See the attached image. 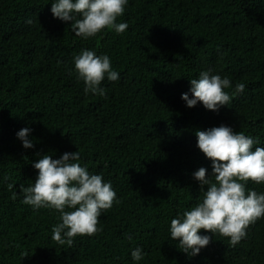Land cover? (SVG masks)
Segmentation results:
<instances>
[{
    "label": "trees",
    "instance_id": "obj_1",
    "mask_svg": "<svg viewBox=\"0 0 264 264\" xmlns=\"http://www.w3.org/2000/svg\"><path fill=\"white\" fill-rule=\"evenodd\" d=\"M54 2L0 0V264H264V217L235 246L201 229L211 239L197 255L170 233L171 220L203 199L194 172L212 173L197 130L223 124L264 147V0H128L116 20L127 23L123 33L87 39L53 17ZM85 49L107 55L119 74L105 76L103 96L77 78L74 57ZM204 71L228 78L229 95L245 89L219 111L189 108L181 96L193 98L190 80ZM23 128L32 148L17 137ZM76 151L116 200L100 230L69 247L52 239L60 213L24 204L20 185L34 184L43 155ZM242 183L264 194V183Z\"/></svg>",
    "mask_w": 264,
    "mask_h": 264
},
{
    "label": "clouds",
    "instance_id": "obj_2",
    "mask_svg": "<svg viewBox=\"0 0 264 264\" xmlns=\"http://www.w3.org/2000/svg\"><path fill=\"white\" fill-rule=\"evenodd\" d=\"M127 3L128 0H55L50 11L54 18L70 21L76 36L87 39L103 29L123 33L127 23H116V20L124 13ZM74 63L77 78L83 81L86 94L103 96L105 89L100 86L105 76L109 81L119 78L107 55L98 56L85 49L74 57ZM190 84L193 98L190 99L188 93L181 96L187 107L192 108L201 102L212 111H219L245 89V84L238 83L229 95L225 89L232 87L230 80L208 71L201 72L198 79H191ZM30 133L29 128L17 133L26 149L34 146L28 139ZM195 135L197 147L212 161V173L208 175L203 167L194 172V178L204 192L203 199L182 216L172 219L170 224L171 238L178 240L183 251L191 255L199 254L210 243L209 236L198 234L201 229L214 235L219 233L235 246L246 237L248 226L264 217V194L254 190H248L246 194V185L242 183L249 180L264 183V147L253 150L257 141L223 124L207 131L197 130ZM79 160L78 151L66 152L55 160L45 154L33 164L38 170L34 184L20 185L24 204L34 209L52 208L60 213L61 222L52 228V239L69 247L76 236L96 234L100 230L97 225L102 210L110 209L116 200L111 183L104 182L99 174H90L78 163ZM204 186H207L206 191ZM8 188L11 190L13 185L9 184ZM15 195L13 193L14 199ZM66 208L70 210L66 211ZM143 255L140 248L131 253L137 261L143 259Z\"/></svg>",
    "mask_w": 264,
    "mask_h": 264
}]
</instances>
